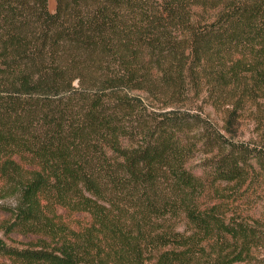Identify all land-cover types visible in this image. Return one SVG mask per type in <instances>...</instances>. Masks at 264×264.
<instances>
[{
    "label": "trees",
    "instance_id": "trees-1",
    "mask_svg": "<svg viewBox=\"0 0 264 264\" xmlns=\"http://www.w3.org/2000/svg\"><path fill=\"white\" fill-rule=\"evenodd\" d=\"M0 214V264H264V0H0Z\"/></svg>",
    "mask_w": 264,
    "mask_h": 264
},
{
    "label": "rangeland",
    "instance_id": "rangeland-1",
    "mask_svg": "<svg viewBox=\"0 0 264 264\" xmlns=\"http://www.w3.org/2000/svg\"><path fill=\"white\" fill-rule=\"evenodd\" d=\"M50 1V8L52 10H54L55 8V0H49ZM204 112L206 114L209 115L210 118H213L215 119L216 121H218V123L221 125L222 124V120H221V113L217 112L211 105L209 104H204ZM239 134L241 133V137H244V138H248L249 137V134H250V127L249 126H242L240 129H239ZM205 156L204 154L202 153H199L197 154V156L195 158H193L190 163H189V166L190 168L198 175H201L203 173V166L201 165V160H202V157ZM8 202L10 203H13L14 202V199H9ZM5 215L4 214H0V219L4 218ZM178 228L183 231L185 229V224L183 222V220H181L178 224ZM0 236H2V233L0 232ZM17 241L15 244H17L18 241L20 240H23L21 237L19 236H15L14 237ZM8 242H12L11 240H7Z\"/></svg>",
    "mask_w": 264,
    "mask_h": 264
}]
</instances>
